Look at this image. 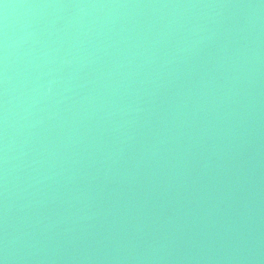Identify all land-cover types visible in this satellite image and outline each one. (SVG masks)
Instances as JSON below:
<instances>
[{"label":"water","instance_id":"water-1","mask_svg":"<svg viewBox=\"0 0 264 264\" xmlns=\"http://www.w3.org/2000/svg\"><path fill=\"white\" fill-rule=\"evenodd\" d=\"M0 264H264V0H0Z\"/></svg>","mask_w":264,"mask_h":264}]
</instances>
